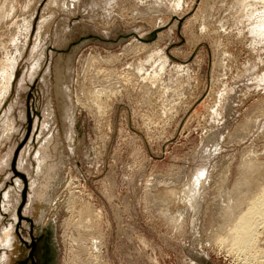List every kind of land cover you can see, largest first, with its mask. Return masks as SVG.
Masks as SVG:
<instances>
[{
    "label": "rangeland",
    "instance_id": "obj_1",
    "mask_svg": "<svg viewBox=\"0 0 264 264\" xmlns=\"http://www.w3.org/2000/svg\"><path fill=\"white\" fill-rule=\"evenodd\" d=\"M0 71V264H264V0H0Z\"/></svg>",
    "mask_w": 264,
    "mask_h": 264
},
{
    "label": "bare ground",
    "instance_id": "obj_2",
    "mask_svg": "<svg viewBox=\"0 0 264 264\" xmlns=\"http://www.w3.org/2000/svg\"><path fill=\"white\" fill-rule=\"evenodd\" d=\"M177 3V2H176ZM14 4V3H13ZM209 4V3H208ZM15 6H16V4H15ZM12 7V6H11ZM213 7V6H212ZM9 13V12H8ZM4 17V16H3ZM161 34V33H160ZM15 42V41H14ZM142 44V43H141ZM13 45V44H12ZM5 46V45H4ZM143 47V46H142ZM4 48V47H3ZM16 49H17V47H16ZM134 49V48H133ZM20 50V49H19ZM5 56V55H4ZM15 58V57H14ZM19 58V57H18ZM10 61V60H9ZM137 61V60H136ZM10 63V62H9ZM161 63H163V62H161ZM160 63V64H161ZM6 64V63H5ZM141 64V63H140ZM4 65V64H3ZM142 65V64H141ZM9 66H10V64H9ZM11 67V66H10ZM9 67V68H10ZM85 67V66H84ZM129 67V66H128ZM141 67V66H140ZM158 67V66H157ZM159 67H160V65H159ZM162 67H164V65L162 66ZM179 67H180V65H179ZM15 68H16V66H15ZM144 68V67H143ZM151 68V67H150ZM156 68V67H155ZM6 69V68H5ZM4 69V70H5ZM154 69V68H153ZM160 70H161V67L159 68ZM178 70H181V69H179L178 68ZM183 70V69H182ZM13 71V70H12ZM96 71V70H95ZM1 72V71H0ZM89 72V71H88ZM99 72H101V71H99ZM105 72V71H104ZM103 72V73H104ZM109 72V71H108ZM148 72V71H147ZM183 72V71H182ZM111 73V72H110ZM157 73V72H156ZM160 73V72H159ZM13 74V73H12ZM144 74V73H143ZM114 75V74H113ZM139 75V74H138ZM162 75V74H161ZM141 76V75H140ZM150 76H153V75H150ZM7 77V76H6ZM13 77V76H12ZM12 77H11V79H12ZM135 77V76H134ZM141 78V77H140ZM144 78V77H143ZM143 78H142V80H143ZM157 78H159V77H157ZM145 79V78H144ZM154 79V78H153ZM5 81V80H4ZM145 81V80H144ZM152 81H154V80H151V82ZM156 81V80H155ZM127 82V81H126ZM145 83V82H144ZM1 84V83H0ZM10 84V83H9ZM105 85V84H104ZM135 85V84H134ZM151 85V84H150ZM1 86V85H0ZM101 87V86H100ZM107 88V87H106ZM181 89V88H180ZM2 90V89H1ZM102 91V90H101ZM100 91V92H101ZM4 93V92H3ZM171 93V92H170ZM101 94V93H100ZM174 94V93H173ZM176 94V93H175ZM184 94V93H183ZM99 95V94H98ZM111 96V95H110ZM144 96V95H143ZM99 97V96H98ZM81 98V97H80ZM217 101V100H216ZM111 102V101H110ZM99 103V102H98ZM100 104V103H99ZM172 111V110H171ZM263 113V112H262ZM261 113V114H262ZM103 120V119H102ZM237 128V127H236ZM240 140V139H239ZM253 150V149H252ZM248 151V150H247ZM249 152H253V151H249ZM248 153V152H247ZM247 153H246V155H247ZM248 154H250V153H248ZM254 154H255V152H254ZM260 154V153H259ZM252 155V154H251ZM245 156V155H244ZM244 156H243V158H244ZM249 156V155H248ZM253 156V155H252ZM255 157H256V155H255ZM254 158V157H253ZM245 159V158H244ZM252 159V158H251ZM242 160V159H241ZM242 161H245L246 162V160H242ZM241 161V162H242ZM254 162H256V161H254ZM260 162V161H259ZM262 162H263V160H262ZM24 163V162H23ZM249 163V162H248ZM248 163H247V165H248ZM258 163V162H257ZM246 164V163H245ZM255 164V163H254ZM259 164H261V163H259ZM256 165V164H255ZM255 165H253L252 164V166L254 167ZM249 166V165H248ZM247 166V167H248ZM240 167H242L241 166V164H240ZM240 167H238V168H240ZM244 167V166H243ZM262 167H263V165H262ZM245 168H246V166H245ZM255 168H257V167H255ZM244 169V168H243ZM248 168H246V170H247ZM263 170H264V167L262 168ZM262 169L260 170L259 169V171H262ZM239 170V173H240V169H238ZM242 171V170H241ZM244 171V170H243ZM256 171V170H255ZM258 171V170H257ZM248 171H246V173H247ZM17 173L19 174V172L17 171ZM238 173V172H237ZM259 173V175H260V172H258ZM238 175V174H237ZM245 174H243V177H245L246 178V176L247 175H245ZM257 173L256 174H253L252 173V175L250 174V181L252 182V183H256V184H258V182L259 181H257ZM20 176H21V174H20ZM226 176V175H225ZM230 176V175H229ZM241 176H242V172H241ZM24 177V176H23ZM248 177L249 176H247V179H248ZM242 178V177H241ZM241 178H240V180H238V181H240L238 184L241 186ZM259 178L261 179V177L259 176ZM225 179H228V178H226L225 177ZM259 179V180H260ZM243 180V179H242ZM261 180H263V179H261ZM260 180V181H261ZM220 181H222V183H223V180H220ZM237 181V182H238ZM247 181V180H246ZM249 181V182H250ZM225 182H227V181H225ZM236 182V183H237ZM243 182V181H242ZM248 182V183H249ZM251 182H250V184H251ZM173 183V182H172ZM235 183V184H236ZM247 183V184H248ZM149 184V183H148ZM229 184V183H228ZM238 184H236V185H238ZM262 184V183H261ZM260 184V185H261ZM219 185V184H218ZM243 185V184H242ZM255 185V184H254ZM234 186V185H233ZM239 186V187H240ZM244 186V185H243ZM247 186V185H246ZM252 186V185H251ZM257 186H259V185H256V187ZM262 187H258L257 188V190L255 191V193L254 192H251V193H254L253 195H251V197H250V202H249V204H248V206L246 205V207H247V211H244V213L243 212H239L240 214L239 215H237V218H235L236 219V221H235V226H236V232H234L233 234H234V236H235V243H237V245L241 248V249H244V250H242V251H247L248 253H250V250L255 246L254 245V242H253V240L255 239H253V237H254V235H256V236H258L259 234H256L257 233V228H258V226H259V224H261L263 221H264V184L263 185H261ZM20 187V186H19ZM235 187V186H234ZM237 187V186H236ZM236 187H235V189H236ZM245 187V186H244ZM246 188V187H245ZM251 188V187H250ZM233 188L231 187V190H232ZM240 189V188H239ZM242 189H244V188H242ZM220 190V189H219ZM237 190V189H236ZM229 191V190H228ZM242 191V190H241ZM245 191H247V190H245ZM244 191V192H245ZM11 192H12V190H11ZM18 192V191H17ZM233 192H235V190L233 191ZM250 192V191H249ZM10 193V192H9ZM20 193V192H19ZM236 193V192H235ZM17 193H15V195H16ZM218 194V193H217ZM226 194V193H225ZM240 194H242L241 192H240ZM247 194V193H246ZM15 195H14V197H15ZM220 195V194H219ZM218 195V196H219ZM236 195H238V194H236ZM250 196V195H249ZM217 197V196H216ZM227 197V196H226ZM229 197V196H228ZM227 197V198H228ZM238 197V196H237ZM241 197V196H240ZM10 198H12V197H10ZM221 198V197H220ZM224 198V197H223ZM223 198H221V199H223ZM246 198V197H245ZM248 198V197H247ZM9 199V198H8ZM15 199H16V197H15ZM17 199H18V197H17ZM229 199V198H228ZM236 199V198H235ZM9 200H11V199H9ZM14 200V199H13ZM19 200V199H18ZM17 200V201H18ZM237 200H240V198L238 199L237 198ZM245 200H247V199H245ZM248 200V201H249ZM8 201V200H7ZM220 201V200H219ZM223 201V200H222ZM229 201V200H228ZM228 201H226V202H228ZM242 201V200H241ZM244 201V200H243ZM13 202H15V201H13ZM236 202V201H235ZM16 203V202H15ZM215 203V202H214ZM219 204V203H218ZM223 204V203H222ZM230 204V203H229ZM241 204H243V203H241ZM6 205V204H5ZM16 205V204H15ZM83 205V204H82ZM216 205V204H215ZM225 205H227V204H225ZM8 206H9V204H8ZM217 207H218V205H216ZM216 206H215V208H216ZM238 206V205H237ZM220 207V206H219ZM235 207L236 206H234V205H227L226 206V212H227V215L228 214H232V212H233V210H235ZM240 207V206H239ZM243 207V206H242ZM214 208V207H213ZM221 208V207H220ZM223 208V207H222ZM238 208V207H237ZM78 209V208H77ZM90 209V208H89ZM218 209V208H217ZM239 209V208H238ZM241 209V208H240ZM239 209V210H240ZM243 209V208H242ZM241 209V210H242ZM7 210V209H6ZM15 210V209H14ZM245 210V209H244ZM217 211V210H216ZM236 211V210H235ZM82 212V211H81ZM86 212H87V210H86ZM211 212V211H210ZM225 212V211H224ZM16 213V212H15ZM14 213V214H15ZM215 213V212H214ZM217 213V212H216ZM223 213V212H222ZM163 214V213H162ZM218 214V213H217ZM219 215V214H218ZM223 214H221V216H222ZM234 215V214H233ZM233 215H230V216H227V217H230L231 218V216H233ZM19 216H21V214L19 213ZM168 216V215H167ZM216 216V215H215ZM16 217V216H15ZM87 217V216H86ZM84 218V217H83ZM219 218V217H218ZM217 218V219H218ZM216 219V220H217ZM220 219V218H219ZM232 219V218H231ZM221 220H223V219H220V222H221ZM225 220H226V218H225ZM228 220L229 219H227V222H228ZM234 220V219H233ZM230 221V220H229ZM233 222V221H232ZM232 222L230 223V224H232ZM218 223V222H217ZM224 223V222H223ZM227 224V223H226ZM229 224V223H228ZM229 224V225H230ZM264 224V223H263ZM3 225V224H2ZM219 225V224H218ZM224 224H221V226H222V228L224 229V226H223ZM220 226V227H221ZM232 225H230V227H231ZM217 227V226H216ZM3 228V227H2ZM5 228V227H4ZM234 228V227H233ZM233 228L231 227V230L230 231H232L233 230ZM262 228V230H263V226L261 227ZM218 229H219V227H218ZM217 229V231H220V230H218ZM222 229V230H223ZM226 229H228V228H226ZM260 229V228H259ZM225 230V229H224ZM223 230V231H224ZM261 230V231H262ZM217 231H215V232H217ZM229 231V230H228ZM228 231H227V233H228ZM82 233V232H81ZM223 233V232H222ZM226 233V232H225ZM230 233V232H229ZM259 233H260V230H259ZM232 234V233H231ZM223 235V234H222ZM7 236V235H6ZM225 236V235H224ZM229 236V235H228ZM255 236V237H256ZM231 237H232V235H231ZM219 239H221V238H219ZM78 240V239H77ZM233 240V239H232ZM257 240V239H256ZM264 240V239H263ZM262 241V240H261ZM96 242V241H95ZM94 242V243H95ZM256 242V241H255ZM260 242V241H259ZM263 242V241H262ZM3 243H5V241L3 242ZM232 243V242H231ZM6 244V243H5ZM5 244H3V246L5 245ZM97 243H95V245H96ZM2 245V244H1ZM94 245V244H93ZM254 245V246H253ZM258 245H261V243L260 244H258ZM97 246V245H96ZM262 246H264L263 244H262ZM261 246V247H262ZM35 247V244L33 243V248ZM226 247V246H225ZM234 247V246H233ZM95 248V247H94ZM255 249V248H254ZM234 250V249H233ZM252 251V250H251ZM255 251H256V249H255ZM232 252V251H231ZM264 253V247L262 248V250L260 251H258V253L260 254V253ZM262 253V254H263ZM253 254H255V252L253 253ZM92 255V254H91ZM264 255V254H263ZM246 256V255H245ZM260 256V255H259ZM262 256V255H261ZM264 257V256H263ZM91 258V257H90ZM248 258V257H247ZM89 259V258H88ZM256 259H258V258H256ZM262 259V258H261ZM98 261V260H97ZM262 261V260H261ZM81 262V261H80ZM251 262V261H250ZM91 263V262H90ZM84 264V263H83ZM96 264V263H95ZM259 264V263H258ZM261 264H262V262H261Z\"/></svg>",
    "mask_w": 264,
    "mask_h": 264
}]
</instances>
